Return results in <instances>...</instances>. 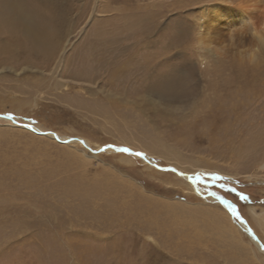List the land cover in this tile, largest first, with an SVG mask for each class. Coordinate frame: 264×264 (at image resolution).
<instances>
[{
    "label": "rangeland",
    "instance_id": "1",
    "mask_svg": "<svg viewBox=\"0 0 264 264\" xmlns=\"http://www.w3.org/2000/svg\"><path fill=\"white\" fill-rule=\"evenodd\" d=\"M236 3L258 25L257 0H0V264H264L208 195L264 247V49L228 47Z\"/></svg>",
    "mask_w": 264,
    "mask_h": 264
},
{
    "label": "bare ground",
    "instance_id": "2",
    "mask_svg": "<svg viewBox=\"0 0 264 264\" xmlns=\"http://www.w3.org/2000/svg\"><path fill=\"white\" fill-rule=\"evenodd\" d=\"M257 2L259 3V5L258 4H256L255 6H254V9H256V10H260L261 12H259L260 13V15H257L256 16V19H257V21H258V25L257 26H259L260 24H261V22H264V0H257ZM214 9V8H213ZM230 9V8H229ZM229 9H227V12H226V9H225V12H222V11H220V10H218L217 11V13H216V20L218 21V23H220L221 25H223L224 27L223 28H225L226 30H225V32L227 33L229 30H231V29H233V28H238L239 26H241L242 24H244L247 20H249V15L247 14V13H245L244 11H243V7H242V5L241 4H237L236 3V8H234V9H231V10H229ZM223 11H224V9H223ZM210 12V11H209ZM225 14V15H224ZM219 16H224V21L223 22H221V21H219L218 20V17ZM214 21V20H213ZM211 22H212V20H211ZM209 23H210V21H209ZM35 24V23H34ZM212 24H215V23H212ZM206 25H207V23H206ZM205 25V26H206ZM220 26V25H219ZM212 27H215L214 25L212 26ZM205 28V27H204ZM28 30V29H27ZM31 32H32V34L30 35V39H31V42H33V44L34 45H37L38 47H40L39 49H42V51H44V50H47V49H45L46 47H43L44 46V42H43V39H44V32H41L42 31V29L40 28H34V26L31 28ZM215 30V29H214ZM208 31V30H207ZM216 31V30H215ZM214 31V32H215ZM213 31H212V33H214ZM238 32V33H237ZM236 32V34L234 33L233 34V37H232V39L231 40H229L228 39V36H227V39H226V41H227V43H228V47H230V45H232L233 43H236V45H238L239 47H243V43H245L246 42V44L247 43H250L251 41H252V39H251V36L248 34V29L245 27L244 29H243V31L241 32L240 30H238ZM216 33V32H215ZM214 33V34H215ZM43 34V35H42ZM46 35V34H45ZM234 38H235V41H233L234 40ZM234 45V44H233ZM44 48V49H43ZM1 118V117H0ZM2 119V118H1ZM5 120H7V119H5ZM11 122V121H10ZM9 122V123H10ZM12 124H15V125H18V126H20V124L19 123H17L16 121L15 122H11ZM29 128H35V127H33V126H28V130H29ZM33 132V131H32ZM34 133H37V134H39V135H45V132H40V130H38L37 128H35V131H34ZM52 135H45L46 137H48V138H50V139H54V140H56V141H59L60 143H62V141H65V140H67V139H65V140H62V138H60L58 135H56V134H54V133H51ZM56 137H59V140H57L56 139ZM81 140H83V139H69V140H67V141H71L69 144H71V145H73V144H75V143H77V142H79V141H81ZM84 141V144H81V145H83L85 148H88L89 149V144L90 143H88L86 140H83ZM145 162H147L148 163V161L146 160V159H143ZM152 164V163H151ZM152 165H155V164H152ZM158 167V166H157ZM215 201H217L214 197H212ZM225 207V206H224ZM226 208V207H225ZM226 210L229 212V210L226 208ZM253 210V209H252ZM229 214H230V212H229ZM253 214V213H252ZM231 215V214H230ZM229 218V217H228ZM238 227H240L246 234H248L249 235V233H248V227L246 226V224H238ZM250 236V240L255 244V246H256V248L258 249V250H261V248H262V245L257 241V239L255 238V237H253L252 235H249ZM262 251V250H261ZM264 252V251H263Z\"/></svg>",
    "mask_w": 264,
    "mask_h": 264
},
{
    "label": "snow or ice",
    "instance_id": "3",
    "mask_svg": "<svg viewBox=\"0 0 264 264\" xmlns=\"http://www.w3.org/2000/svg\"><path fill=\"white\" fill-rule=\"evenodd\" d=\"M4 118L7 119L8 121L15 122V117L12 114H8ZM32 123L34 124L35 121H32ZM22 126L25 128H28V125H26V124L22 125ZM29 130L34 132L35 128H29ZM45 135H52V134L46 133ZM56 139L59 140V137H56ZM70 142L71 141H67V140L62 141V143H65V144L70 143ZM79 143L84 144V141L81 140V141H79ZM108 151H113L115 153H122V154H126L128 156L138 157L140 159H147L145 154L142 152L132 151L131 149H129L127 147L116 146L113 144H105L104 146L99 147L96 150V153H94V154L105 153ZM158 170L162 171V172H173V173H176V175L186 179L187 181H189L193 185V188L195 191H197V194H200V185L204 184L205 187H207V185L205 184V179L211 181L213 184H216V182L224 181L227 179L226 177L221 176L218 173H214V172H212V173H195L193 175H186L185 173L178 172L175 168H159ZM218 187L226 193L234 194L241 201H247L248 200V197L246 195L238 192L235 187H228V186H226L225 183H219ZM208 195L214 197L219 203L224 205L229 210L233 219L238 220L241 224H245V221L239 215L237 207L235 205L231 204L229 201L224 199V197L218 196L215 191L209 192ZM248 233H249V235L252 234L251 229H248ZM261 250L264 251V247H262Z\"/></svg>",
    "mask_w": 264,
    "mask_h": 264
},
{
    "label": "clouds",
    "instance_id": "4",
    "mask_svg": "<svg viewBox=\"0 0 264 264\" xmlns=\"http://www.w3.org/2000/svg\"><path fill=\"white\" fill-rule=\"evenodd\" d=\"M248 29V34L257 42V47H254L248 50V56L250 59H254L262 49H264V22H261L259 26L254 19L247 20L244 24L239 26L238 28H233L227 32L228 39L231 40L233 34L240 30L243 31L244 28Z\"/></svg>",
    "mask_w": 264,
    "mask_h": 264
},
{
    "label": "water",
    "instance_id": "5",
    "mask_svg": "<svg viewBox=\"0 0 264 264\" xmlns=\"http://www.w3.org/2000/svg\"><path fill=\"white\" fill-rule=\"evenodd\" d=\"M155 167H157L156 165H155ZM158 168V167H157ZM168 168H172V167H168ZM179 172V171H178ZM186 175H188V174H186Z\"/></svg>",
    "mask_w": 264,
    "mask_h": 264
}]
</instances>
